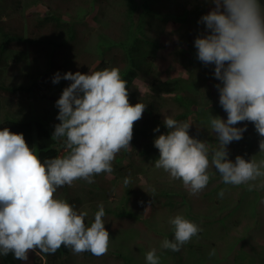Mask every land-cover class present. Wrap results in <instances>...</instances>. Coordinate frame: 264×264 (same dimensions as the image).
<instances>
[{"label": "clouds", "instance_id": "1", "mask_svg": "<svg viewBox=\"0 0 264 264\" xmlns=\"http://www.w3.org/2000/svg\"><path fill=\"white\" fill-rule=\"evenodd\" d=\"M146 1L161 4V0ZM212 2L215 8L199 21L209 34L198 36L194 46L197 58L205 65L214 64V75L222 82L216 87L227 120L210 118L219 146L210 151L207 142L189 135L190 123L171 116L164 119L167 134L154 140L160 154L155 167L181 180L192 195L209 184L210 166L224 184L246 185L249 191L257 187L254 182L264 179V159L252 157L246 161L238 155L233 162L227 151V145L241 140L246 131V127L234 125L247 121L254 123L261 137L259 149L264 153V6L259 0ZM61 79L72 83L55 102L60 123L55 125L52 139L63 142L66 155L42 162L22 133H12L7 127L0 130V256L10 254L13 264L12 255L27 261L30 251L42 252L48 262L44 253L55 254L62 245L77 255L90 252L100 257L108 252L110 234L103 220V204L94 222L87 226L88 213L54 198V193L76 180L91 184L95 175L111 174L117 153L132 149L134 122L146 109V104L129 103L127 81L118 68L88 74L69 71L63 76L57 72L52 83ZM197 105L200 110V100ZM123 183L127 186L131 179L125 178ZM258 186L264 188V183ZM223 195L221 190L219 196ZM169 223L174 237L165 238L161 248L173 252L180 251L202 231L182 215ZM209 255H215V250ZM146 262L160 264L156 249L147 252Z\"/></svg>", "mask_w": 264, "mask_h": 264}, {"label": "rangeland", "instance_id": "2", "mask_svg": "<svg viewBox=\"0 0 264 264\" xmlns=\"http://www.w3.org/2000/svg\"><path fill=\"white\" fill-rule=\"evenodd\" d=\"M21 1L26 5L31 0ZM49 1L54 5L63 6V14L66 15L64 20L67 22L71 19L81 20L80 24L74 25L78 32L75 35V41L50 57L47 56L50 52L47 53L44 50L34 53L31 45L14 44L10 46L5 51L6 66L0 67L3 80L0 82L25 83L31 78L29 77L30 72L47 79L48 85L45 88L38 86L36 93L30 98V103L39 101L42 104L39 110L47 114L52 111L53 103L51 98L48 99L42 95H49L48 91L44 90L48 88L49 81L57 72L61 76L69 71L72 73L79 71L82 74L92 72L91 63L97 62L96 53L104 37L115 40L116 46L121 41L137 42L138 48L142 51L146 50V56L152 60L149 65L152 75L148 79L137 75L131 90L135 91L138 97L145 96L149 94L153 80L159 76L162 81L177 80L184 84V92L162 95L160 99L162 117L164 119L168 116L176 118L184 112L183 106L174 99L180 96L179 94L197 96V99H200V110L196 113L194 108L188 106L187 109L190 110L186 114L187 118L181 121L191 124L189 135L207 142L210 151L219 146L217 135L210 127V118L211 116L219 117L226 121L227 113L219 103V91L213 79L210 77L198 79L196 76L192 65L195 38L186 36L190 29L186 17L184 19L178 17L183 10L191 11L197 7L198 17L201 19L215 8L212 0H174L172 6L163 5L167 11H158L160 4L146 0ZM67 7L71 14H67ZM28 11L30 13L21 19L24 21L25 29L29 26L25 19L33 21L31 26L47 14V10L40 3H36ZM43 32L45 34L48 31ZM126 48L124 43V48H114L112 51L122 57ZM34 54L38 57L36 65L31 62ZM65 61L68 66L64 70L59 66ZM55 88H53L52 96H57L60 91L59 88ZM12 99L13 96L9 94L0 97V122L7 114L6 107L14 105L11 103ZM200 111L205 114L198 115ZM243 126L241 122L234 125L238 128H243ZM165 132L167 134L168 131ZM249 139L254 140V151L241 149L240 145L233 141L227 145L228 159L235 162L238 155L246 161L252 157L257 161L264 159V153H261L259 149L261 137L255 126L251 130ZM58 142L60 146H65L61 140ZM130 144L131 150L122 149L117 153L112 162L113 172L111 174L95 175L94 183L91 184L83 179L76 180L71 186H61L54 193V198L65 200L77 211H86L88 213L85 218L87 226L94 222L95 213L99 210V205L103 204L105 209L103 220L110 234L108 252L100 257L90 252L77 255L67 247V252L59 255L55 262L51 260L47 262L40 251H30L27 261L17 260L11 254L16 264H147L146 254L152 249H156L160 264H264V188L258 186L264 183V179L254 182L257 187L252 191H246L247 196L244 201L248 200V202L244 206V211L242 210V216L231 219L226 210H222V213L215 210V200L221 197L219 196L221 190L224 191L223 198L225 199L232 197L236 191L243 195L242 190L244 189H238L246 185L224 184L220 174L210 166L208 169L209 184L200 193L192 195L181 180L173 179L163 169L155 167V160L160 154L154 143L150 144L148 149H141L137 145L133 147L132 142ZM57 147H59L58 144ZM65 150L63 155L67 154V149ZM125 178L131 179V183L127 186L123 183ZM215 185L217 186L213 187ZM211 188L218 190L211 196H205ZM164 189L174 192L173 198L177 200L174 207L169 208L162 205L160 195L155 197V193ZM226 195L228 197H225ZM187 205L192 211L187 208ZM253 206L256 208V213L255 210L251 213L250 209ZM202 213L205 215L202 216ZM208 214L209 218H206ZM176 215H182L185 219L196 223L202 231L180 251L173 252L162 249L161 243L165 238L173 239L174 230L169 221ZM236 219H238L237 224ZM213 249L215 255L210 256L209 253Z\"/></svg>", "mask_w": 264, "mask_h": 264}, {"label": "trees", "instance_id": "3", "mask_svg": "<svg viewBox=\"0 0 264 264\" xmlns=\"http://www.w3.org/2000/svg\"><path fill=\"white\" fill-rule=\"evenodd\" d=\"M48 1V2H47ZM31 0L25 4L21 0H1L0 1V67L6 66L7 57L6 49L14 44H27L31 45L32 51L34 53L42 52L43 50L47 53L50 52L47 56L55 54L57 51H62L69 42L75 40V35L78 33L74 25L80 24L78 19H71L70 22H67L63 14V6L61 4H52L49 0ZM260 4L264 6V0H259ZM36 3H40L47 10L46 16L42 17V20L36 22L34 25L33 21L31 22L28 19H25V22L29 24L28 28L25 29L24 21L21 19L24 15H28L30 7H33ZM154 3V2H153ZM174 0H161V4L158 5V11H167L163 5L168 4L172 6ZM67 7V12H68ZM170 10V8H167ZM183 10L182 13L178 15L181 19L186 17V22L190 25V29L187 31L186 36L194 37L195 39L203 37L208 33L206 27H203V23H199L201 20L198 17L199 9L195 7L193 10ZM71 14V13H67ZM159 14V13H157ZM20 17V18H19ZM66 21V22H65ZM43 31H48L44 34ZM195 41V40H194ZM124 43L126 45L125 54H122L120 57L117 54H114L112 49L124 48ZM118 46L115 45V40H109L106 37L103 38L101 46L97 51V62L91 63L92 72L93 71H102L104 69L118 68L120 70L121 78L127 81L126 88L128 90L129 103L131 105H136L137 103L146 104V109L142 114V118L133 125V147H140L141 149H148L150 144L154 143V140L161 134H165L166 126L164 124V118L161 114L162 104L160 99L163 94L179 93L184 92L185 86L177 80H164L161 78H156L153 80L150 86L149 94L138 97L135 95V91H132L131 88L134 86V80L137 75H140L143 79H148L152 75L149 65L151 59L146 55L147 51L141 48H138V43H126L124 41L118 42ZM21 48V47H20ZM52 58V57H51ZM118 58L120 60H118ZM38 57L34 54V59L31 61L36 65ZM65 61L59 67L62 69H67L68 64ZM192 65L195 70V74L198 77H210L213 79V82L216 85L222 82L218 80L214 75L215 65L208 64L205 65L197 58V49L194 46L192 50ZM66 73V72H65ZM31 77L27 82L20 84L15 83H3L0 82V97L4 94H9L13 96L11 103L14 105L6 107V116L3 121L0 122V130H3L7 127L12 133L20 134L22 133L27 145L30 148H33L35 154L43 162L45 159L54 158L58 156H63L65 151V146L61 145L57 139H52L53 129L55 125L59 124L60 121L57 119L59 109L55 106V102L60 98L64 88L68 87L72 82L68 80L61 79L59 83L53 84L52 80L49 81V86L44 90L48 91L49 95L45 97L48 99L51 98L53 103L52 111H49L47 114L39 110V106L42 105L39 101L38 103H30L31 95L36 93V88L38 86H43L44 88L48 85V80L40 75H36L33 72H30ZM63 76V75H62ZM0 81H3L0 75ZM59 88L57 96H52L53 88ZM132 91V93H131ZM174 99L183 106V113L178 115V119H186V114L189 113L190 109H187L188 106L194 108L196 113L199 111L198 102L199 100L196 97L188 96L187 94H179ZM41 100V98H39ZM37 105V106H36ZM36 106V108H34ZM197 107V108H196ZM42 113H41V112ZM204 112V111H203ZM201 111L198 115H204ZM245 121L244 123H246ZM241 122V125L246 127V131L243 132V137L241 140L236 141L240 145L241 149H251L254 148V140H250L251 130L254 128V123L247 122L244 124ZM246 125V126H245ZM159 127V132H155L154 129ZM57 144L59 147H57ZM61 148V150H59ZM239 153V150H237ZM217 185L213 186L216 187ZM221 187V186H220ZM222 188V187H221ZM242 190L243 195L239 191H236L235 194L230 198L217 197L218 200H215L216 208L218 212H223L222 210L227 211V215L232 218L242 216V210L244 211V206L247 204L248 200L244 201L246 198V191L249 192L247 186L239 187ZM218 189L211 188L209 193H205V196H211L213 193H216ZM206 192V191H205ZM162 199V205H166L169 208L174 207L177 203V200L173 198L175 196L174 192L170 189L160 190L158 193H155V197L159 196ZM225 197H228L227 195ZM187 208L192 211L190 206L187 205ZM212 208V207H211ZM253 206L251 213H254ZM212 211V210H211ZM210 211V212H211ZM256 213V210H255ZM205 215L202 213V216ZM206 215V218H209ZM236 224L238 219H236ZM190 248L192 246L190 245ZM67 252V247L63 245L56 251L55 254H45L47 259L52 262L57 261L59 255H63ZM0 264H13L10 254L7 256H0Z\"/></svg>", "mask_w": 264, "mask_h": 264}]
</instances>
